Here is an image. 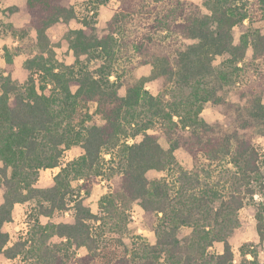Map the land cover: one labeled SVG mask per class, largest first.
<instances>
[{
  "label": "trees",
  "instance_id": "obj_1",
  "mask_svg": "<svg viewBox=\"0 0 264 264\" xmlns=\"http://www.w3.org/2000/svg\"><path fill=\"white\" fill-rule=\"evenodd\" d=\"M106 2L86 0L82 27L66 28L71 65L58 64L48 35L75 18L70 0H27L18 11L29 16L28 23L9 27L29 37L24 48L31 53L22 88L12 74L23 45L4 47L0 254L21 257L24 264H264L250 248H242L236 261L229 242L239 212L248 206L264 242V149L229 136L207 137L201 117L205 104L222 101L207 79L236 84L262 76L264 33L248 31L235 42L233 28L244 20L264 21V0H205L207 14L187 0H119L106 33L93 38L92 20ZM249 48L252 60L245 62ZM215 56H226L223 69L213 68ZM82 57L101 65L89 71ZM147 64L150 79L159 83L156 95L146 89L149 79L135 75ZM258 111L264 117L263 104ZM160 135L167 137L168 149L159 144ZM76 145L83 154L61 167L52 186L37 187L40 171L58 167ZM181 148L192 159L190 169L176 158ZM149 171L165 176L148 179ZM106 172L118 175L119 183L100 198L94 214L84 199ZM257 193L260 202L254 201ZM26 202L34 204L37 217L72 209L73 222L38 224L7 247L2 227L12 221L14 206ZM136 202L155 242L138 239L127 247V212ZM182 229L189 232L180 237ZM100 237L121 246V254L105 255ZM216 244L222 253L210 254ZM80 249L86 253L79 256Z\"/></svg>",
  "mask_w": 264,
  "mask_h": 264
},
{
  "label": "rangeland",
  "instance_id": "obj_2",
  "mask_svg": "<svg viewBox=\"0 0 264 264\" xmlns=\"http://www.w3.org/2000/svg\"><path fill=\"white\" fill-rule=\"evenodd\" d=\"M86 0H71V5L75 10V18L70 22V26L59 25L48 32L51 38L53 46V52L55 59L60 65H71L74 62L73 53L68 47V42L65 39L66 28L79 29L82 27V19L86 16L84 10V3ZM198 5L204 14H207L205 0H187ZM119 5V0H107L106 4L99 8L98 15L93 21L94 30L92 32L93 38H100L107 31V22L116 11ZM17 4H12V0H4L0 4V29L2 30L0 39V80L3 75L2 70L4 68V52L2 46L11 45L14 47H22L19 55H15V71L12 75L14 83L20 87H25L24 84L27 81L29 72L25 68L26 60L29 58L30 49L24 48L27 43L30 42L29 37H24L12 33L10 25L15 27H21L28 18L21 16L17 11ZM90 16V15H88ZM256 17V16H255ZM88 18V17H87ZM255 29H261L264 33V21L257 20H244L233 28V36L235 42H237L240 36L248 31ZM34 37V33L31 34ZM14 45H13V44ZM186 43H192L187 41ZM34 55V54H33ZM94 55H97L96 53ZM31 57V56H30ZM226 56H215L212 65L213 68L223 69L222 62ZM252 58L251 48L246 53L245 62H249ZM83 68H88L89 71L95 72L101 65L99 59L88 60L86 57L81 59ZM259 63V62H258ZM263 63V62H262ZM80 66V65H79ZM152 66L150 64L138 67L135 70V75L149 79L146 81V89L152 94L156 95L159 91V83L157 80L150 79ZM262 76L243 78L239 83L233 84L227 80L222 81L216 77L207 79L210 82V86L217 90V94L221 97L222 101L218 105H212L207 103L201 112V117L207 123L208 132L206 136H229L239 141L244 140L252 143L260 149H264V117L258 116V104L264 105V63L261 66ZM215 73V72H213ZM247 74V72H245ZM37 79V75H35ZM113 80V78H111ZM125 91L122 86L119 89V95L124 96ZM94 107H92V110ZM98 125H101V121H97ZM141 137L137 138L136 141H140ZM133 140H129L128 143H132ZM159 144L163 149H168L167 137L160 135ZM83 154V150L79 145L73 146L66 150L60 161L59 166H64L68 162L79 158ZM177 160L180 164L187 169L192 167V159L182 148L175 152ZM109 156H106L108 159ZM53 172L42 170L39 173L37 185L40 187H50L53 185ZM165 176L164 173H157L155 171H149L147 173L148 179L161 178ZM119 183V176L115 175L110 177L106 172L105 175L98 178L96 185L93 187L92 193L89 197L84 199V205L89 207L94 214H99L98 202L100 198L108 191L112 190ZM73 185H78L73 183ZM1 189V187H0ZM2 190V189H1ZM82 195V194H81ZM262 196L257 193L254 195V201L260 202ZM72 205V204H70ZM21 215L22 221L27 222V230L31 231L36 229L38 224H44L46 221L44 218H39L34 212V204L32 202L25 203L24 206L18 211ZM74 211L69 209L67 214L56 213L55 220L66 219L73 216ZM128 215V233L124 236L123 242L127 247L136 240H142L153 244L155 242V236L153 231L149 229L145 222L144 212L140 207L139 202H136L131 209L127 212ZM134 217V219L132 218ZM41 224V225H42ZM100 231V230H97ZM189 229H182L180 237L187 234ZM101 234V232L99 233ZM100 245L105 255L121 254L122 247L112 243L105 237H100ZM57 241L53 239L52 242ZM229 242L232 245L235 260L240 258V250L242 248H250L257 251L259 259L264 260V242L260 243L259 237L256 232V220L254 217V209L252 206H248L239 212V227L234 230L232 235L229 237ZM222 244H216L209 249L210 254L222 253ZM78 255H84L85 249H80ZM251 259L250 255H247Z\"/></svg>",
  "mask_w": 264,
  "mask_h": 264
},
{
  "label": "crops",
  "instance_id": "obj_3",
  "mask_svg": "<svg viewBox=\"0 0 264 264\" xmlns=\"http://www.w3.org/2000/svg\"><path fill=\"white\" fill-rule=\"evenodd\" d=\"M2 1H4V0H2ZM2 1L0 2V4L2 3ZM26 1L27 0H12V4H17V8H16V11L21 15V16H24V17H26V18H28L27 19V21L21 26V27H23L26 23H28V21H29V16L27 15V14H25V15H22L19 11H18V8H20V7H22L23 5H25V3H26ZM70 3H71V0H70ZM72 4V3H71ZM72 21V20H71ZM70 21V22H71ZM70 22L68 23V25L67 26H70ZM10 26H12V27H14V28H18V27H15V26H13V25H10ZM64 26H66V25H64ZM21 27H19V28H21ZM68 28V27H67ZM1 34H2V32H1ZM0 39H1V36H0ZM51 39V38H50ZM13 44V43H12ZM14 45V44H13ZM4 47H9V48H11V45H7L6 43H5V45H3L2 46V51L4 52ZM71 51V50H70ZM72 52V51H71ZM15 63V62H14ZM16 67V66H15ZM14 71H15V69H14ZM14 73V72H13ZM13 75V74H12ZM63 167V166H62ZM60 169H61V166H58V167H56V168H53V169H47L48 171H52L53 172V174H52V176L54 177L59 171H60ZM38 181V180H37ZM36 186L37 187H40V186H38L37 185V182H36ZM40 188H46V187H40ZM2 189V188H1ZM0 189V204L2 203V201H3V197H2V194H3V191ZM26 203H28V202H26ZM25 204V203H24ZM24 204H16L15 206H14V209H13V212H12V221L11 222H9V223H6V224H4L3 225V227H2V231L4 232V233H6L7 235H8V241H7V244H6V246L7 247H11L15 242H16V239H17V235H18V231L19 230H21L22 229V227H23V223H24V221H22L23 219H21V215H20V213H18V211L24 206ZM56 213H63V214H67V211H65V212H56ZM56 213H54V215L51 217V218H49V217H44V216H40L39 218H44L46 221L44 222V224H42V225H45L46 223H48V222H53V223H59V222H63V223H72L73 222V216L71 217H69V218H64V219H60L59 221H56L55 220V214ZM20 257H16V258H14V259H7V258H5L2 254H0V264H20Z\"/></svg>",
  "mask_w": 264,
  "mask_h": 264
},
{
  "label": "built area",
  "instance_id": "obj_4",
  "mask_svg": "<svg viewBox=\"0 0 264 264\" xmlns=\"http://www.w3.org/2000/svg\"><path fill=\"white\" fill-rule=\"evenodd\" d=\"M132 218L134 219V217H132ZM27 225H28L27 222L24 221L22 229L18 231L17 239L19 236H25L27 234V232H28V230L26 228ZM17 239H16V241H17ZM20 261H21L20 264H24L21 257H20Z\"/></svg>",
  "mask_w": 264,
  "mask_h": 264
}]
</instances>
